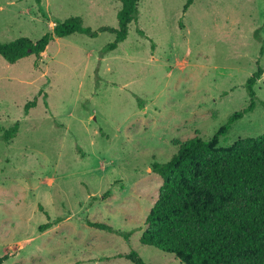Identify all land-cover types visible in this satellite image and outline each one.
<instances>
[{
    "label": "rangeland",
    "instance_id": "rangeland-1",
    "mask_svg": "<svg viewBox=\"0 0 264 264\" xmlns=\"http://www.w3.org/2000/svg\"><path fill=\"white\" fill-rule=\"evenodd\" d=\"M186 1L141 0L128 39L103 57L116 38L110 32L56 39L41 57L16 64L0 57L4 264H132L113 259L132 251L147 264H182L140 242L163 184L151 167L169 162L179 142L210 140L249 105L246 83L262 46L255 32L264 39V0H197L184 14ZM42 6L49 19L35 0H0V42L37 41L54 21L71 17H82L94 31L117 28L122 5L42 0ZM256 91L264 102V76ZM16 123L17 136L3 141L4 130ZM263 134L259 104L220 146ZM107 191L110 197L102 199ZM250 208L241 202L230 210L240 216ZM88 221L134 234L127 242ZM47 223L55 225L40 232ZM236 264H264V257Z\"/></svg>",
    "mask_w": 264,
    "mask_h": 264
},
{
    "label": "trees",
    "instance_id": "trees-1",
    "mask_svg": "<svg viewBox=\"0 0 264 264\" xmlns=\"http://www.w3.org/2000/svg\"><path fill=\"white\" fill-rule=\"evenodd\" d=\"M35 1L41 15L49 19L43 10L42 0ZM115 1L122 5L117 13V28L102 27L94 31L85 27L82 17L56 20L55 27L37 41L20 37L10 43L0 42V57L16 64L31 55L41 57L56 39L75 34L95 39L100 33L110 32L116 38L103 49V57L117 50L128 39L130 25L138 22L141 0ZM196 1L187 0L183 13L186 14ZM137 32L148 38L144 31ZM254 37L262 46L257 70L246 83L249 105L233 113L210 140L194 138L179 142L178 153L169 162H154L151 167L163 184L145 220L147 228L140 242L174 255L182 264H236L241 260L264 257V134L238 140L228 147L220 146V141L227 137L237 122L253 113L259 104L264 108V102L256 91V85L264 76V39L259 30ZM36 105L37 99L27 103L26 113ZM19 130L20 124L16 123L4 130L2 140L9 142ZM110 193L107 191L102 199L109 198ZM241 202L249 203L251 208L247 213L235 216L230 209ZM60 222L57 220L55 224ZM55 224L41 226L40 232H46ZM88 225L116 233L127 242L134 234V231L123 232L102 223L88 221ZM119 257L132 264H147L134 251ZM8 259V256H0V264Z\"/></svg>",
    "mask_w": 264,
    "mask_h": 264
},
{
    "label": "crops",
    "instance_id": "crops-1",
    "mask_svg": "<svg viewBox=\"0 0 264 264\" xmlns=\"http://www.w3.org/2000/svg\"><path fill=\"white\" fill-rule=\"evenodd\" d=\"M124 254H129V253H118V254H116V255L113 256V259L121 260L123 258H120L119 255H124ZM87 262H90V261H87Z\"/></svg>",
    "mask_w": 264,
    "mask_h": 264
}]
</instances>
